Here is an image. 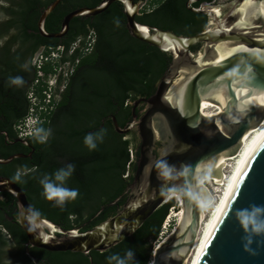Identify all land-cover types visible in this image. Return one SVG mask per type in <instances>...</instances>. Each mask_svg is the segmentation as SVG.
I'll use <instances>...</instances> for the list:
<instances>
[{"label":"water","instance_id":"95a60500","mask_svg":"<svg viewBox=\"0 0 264 264\" xmlns=\"http://www.w3.org/2000/svg\"><path fill=\"white\" fill-rule=\"evenodd\" d=\"M59 1L49 3L38 17L37 29L42 36L60 38L72 18L95 16L119 1L129 34L168 53L171 59L154 91L131 102L132 118L125 126L111 115L117 133L124 135L135 129L138 138L132 179L115 200L106 204L115 205L126 196L114 215L85 231L65 229L40 216L36 233H30L21 209L27 212L34 207L14 180L0 176V192H8L16 201L17 223L26 235L25 253L30 256L29 246L83 254L105 251L132 236L177 189L182 214L167 239L154 247L148 264H183L200 227L198 181L202 167L222 154H234L243 136L264 120V104L254 101L264 95V0L211 1L198 7L190 4L201 0H187L190 11L208 20L203 30L192 35L136 21L139 3L134 0H100L95 6L74 8L62 17L59 31L47 32L46 17ZM196 44L199 49L191 51ZM228 52L219 58L220 53ZM219 94L223 98L221 111L204 116L202 101L218 103L214 97ZM139 104L143 108L138 116L135 107ZM30 155L15 153L0 158V163ZM161 159L175 166L178 178L165 181L158 177L155 165ZM253 204L264 206V129L238 166L191 264H264V236L256 237L246 251L245 233L235 215L237 209Z\"/></svg>","mask_w":264,"mask_h":264},{"label":"trees","instance_id":"16d2710c","mask_svg":"<svg viewBox=\"0 0 264 264\" xmlns=\"http://www.w3.org/2000/svg\"><path fill=\"white\" fill-rule=\"evenodd\" d=\"M99 1L71 0L56 6L47 18L46 30H57L62 17L70 10L81 6H95ZM157 1L161 3L154 12L137 16L139 22L171 29L179 35L200 32L206 24L205 15L185 8L186 0ZM202 1L213 0H201L192 6L198 7ZM122 20L121 2L115 1L95 16L72 18L69 22L70 38L64 43L44 36L33 40L35 46L41 43L54 47L61 45L67 51L71 43L78 37L85 36L90 28L96 34L92 51L83 55L76 48L72 55L66 56L71 61L78 58V63L69 75L64 89L53 93V97L58 98L57 111L40 115L35 124L36 132L29 138L34 148L32 156L26 159L16 158L6 165H0V174L12 180L17 170L21 171V180L15 182L25 191L34 209L40 212L41 217L52 220L65 229L78 227L79 231L88 230L114 215L125 201L126 196L115 205H106L115 200L132 179L133 161L137 155V134L135 129L124 135L117 133L111 120L102 122V116L115 114L118 124L125 126L131 120V106L125 103L149 96L171 59L168 53L132 37L123 26ZM31 24L20 23L22 27ZM197 49L199 44L191 47V51ZM10 120L11 123H18L17 118L12 117ZM101 129L105 130L103 142H98L97 148L89 151L83 142L85 135ZM49 130L47 141L40 143L37 133L44 134ZM8 132L10 136L18 135L17 128L11 125ZM7 154L2 152V156ZM41 159L42 167H38ZM65 161L75 165V171L65 186L78 189L79 195L61 209L54 206L52 201L44 199L39 180L44 174L64 167ZM1 196L0 207L3 210H0V264H3L7 255L3 247L9 242L14 248L12 257L20 260L21 264H32L25 255L20 254L23 251L22 243L26 240L25 232L17 222L6 221L3 214V211L10 215L13 213L10 202L14 197L8 192H2ZM173 205L174 199L162 204L132 236L124 238L105 251H90L88 254L45 249L41 251L51 264H108V257H124L132 249L138 264H148L161 225ZM101 207L102 210L97 214Z\"/></svg>","mask_w":264,"mask_h":264},{"label":"flooded vegetation","instance_id":"af4514ba","mask_svg":"<svg viewBox=\"0 0 264 264\" xmlns=\"http://www.w3.org/2000/svg\"><path fill=\"white\" fill-rule=\"evenodd\" d=\"M52 1L53 0H0V138L2 140L0 158L2 159L15 153H31L30 156L19 157V159H26L32 156L34 148L32 147L29 138L33 135H28L23 138H21L19 135L10 136L8 127L11 125L13 128H17V124L11 123L10 118H17L19 122L28 116H40L57 111L59 104L58 98L56 99L53 97L51 101L47 103L44 100L45 91L50 89L54 93L56 90L60 91L61 88V90L64 89L69 75L71 72H73L79 60L77 58L74 61H71L70 58H67L66 56L72 55L76 48H79L83 55L89 53L93 49L96 34L91 28L88 30L85 36L78 37L71 43L72 45L76 41L78 42V45H76L73 50H71V46L66 51L64 46L58 45L54 47L47 45V43H41L35 46L33 40L42 36L37 29L38 17L42 9H44ZM70 1L71 0H60L57 6L69 3ZM134 1L139 3V11L135 16L136 21H138L137 16L140 17L154 12V10L161 3L157 0ZM186 1L184 6L187 10H189L186 6ZM213 1L215 2L216 0ZM192 4L190 5L192 6ZM144 5H146L147 8H144ZM48 16L46 17L45 24ZM24 22H30L32 24L22 27L20 23ZM122 22L126 29V18L124 14ZM140 23L156 26L147 22ZM207 23L208 20L206 21L203 29L207 26ZM59 29L60 24L57 30L54 32L59 31ZM90 31H93L94 33L93 42L88 49H85V45L87 44L88 40L87 36ZM126 31L128 32L127 29ZM70 33L71 28L69 25L67 32L62 37L55 39H57V41L60 43H64L70 38ZM21 39H24V41ZM65 57L67 59H65ZM25 64L28 65L27 69L22 67ZM15 76H20L23 78L24 84L22 86L9 85V78ZM59 81L61 82L59 83ZM133 100L125 103L131 106V118V102ZM44 108H48V112H46ZM142 108V104H139L135 107V113L138 114V116L140 115L139 112L142 110ZM115 112H117V110ZM111 115L115 116V114L112 113L102 116V122L111 120ZM17 138L21 139V141L17 140ZM25 148L27 151H25ZM3 151L7 152L8 154L6 156H2ZM40 162L41 163H39L38 167H42V159ZM64 163V166H66L67 161ZM6 164L0 163V165ZM0 176L5 175L0 174ZM1 194L2 192H0V199L2 198ZM10 205L13 206V213L10 215L6 211H3V214L6 221L16 223L17 212L15 199L10 202ZM0 210H3V208L0 207ZM25 241L22 243L23 251H20V254L25 255L32 264H51L50 260L44 255L45 253L41 251L42 248L29 246V255L33 257V259H31L30 256L25 253ZM3 249L7 252V255L4 257L3 264H21L20 260L17 258L15 259L14 256H11V254L14 253V248L11 242L7 243ZM31 249L33 250L31 251Z\"/></svg>","mask_w":264,"mask_h":264},{"label":"clouds","instance_id":"9594fccd","mask_svg":"<svg viewBox=\"0 0 264 264\" xmlns=\"http://www.w3.org/2000/svg\"><path fill=\"white\" fill-rule=\"evenodd\" d=\"M22 67L27 69L28 65L25 64ZM8 83L10 86H22L24 80L20 76H15L10 77ZM39 117L40 116L37 115L34 122L35 124L39 121ZM104 134V129H101L96 133L86 134L83 141L84 145L89 151L95 150L98 146V142H103ZM49 135L50 130L44 134L37 133L39 142L45 143ZM155 167L158 169V177L165 181L176 179L180 175V173L176 172L175 166L170 165L166 159L157 161ZM74 171L75 165L69 163L53 173L44 174L39 180L43 189L41 195L44 199L52 201L54 206L60 207L61 209L67 202L75 200L79 195V190L65 186L67 180L73 175ZM22 175L21 171L17 170L13 180L20 181ZM176 192L177 190L173 189L170 194H176ZM235 215L245 233V236L243 237L245 241V250L249 251L253 240L258 236H264V206L253 204L248 208L237 209ZM21 216L29 223V232L36 233V230L39 227L37 220L40 218V212L32 208H29L27 212H25L24 209H21ZM107 259L108 264H113V262L114 264H138V262L135 261V253L132 249H129L124 257L112 255Z\"/></svg>","mask_w":264,"mask_h":264},{"label":"bare ground","instance_id":"6f19581e","mask_svg":"<svg viewBox=\"0 0 264 264\" xmlns=\"http://www.w3.org/2000/svg\"><path fill=\"white\" fill-rule=\"evenodd\" d=\"M215 11L217 12V14H220L219 8H215ZM229 53L230 52L220 53L219 58L227 56ZM214 99L217 100L218 103H214L210 100L202 101L200 109L204 116L207 117L214 116L221 111L223 106L222 95L219 94L218 96L214 97ZM254 101L256 102V104H264V95L260 96ZM263 129H264V120L257 128L250 130L248 133H246L243 136L241 144L234 154H222L215 161L206 164L202 167L200 178L198 181V184L200 185V198H199L200 227L195 244L183 264L192 263L196 250L200 242L202 241L208 226L210 225L217 210L219 209L220 204L224 198V195L232 181V178L238 166L242 162L243 157L245 156L249 146L254 142V140L263 131ZM224 169H227L229 170L230 173H232L230 178L227 180L228 182L226 183V185L225 182H226L227 174L225 173ZM206 184L209 185L210 187L208 188ZM214 191H218L219 193L213 194ZM207 208L209 209L206 213L205 210ZM181 214H182L181 209L177 213L176 211H174V216L177 217V222L180 219ZM176 224L173 226L169 234L175 228ZM169 234L167 235V237L169 236ZM167 237L156 246L160 245L163 241H165Z\"/></svg>","mask_w":264,"mask_h":264},{"label":"built area","instance_id":"2783aa9c","mask_svg":"<svg viewBox=\"0 0 264 264\" xmlns=\"http://www.w3.org/2000/svg\"><path fill=\"white\" fill-rule=\"evenodd\" d=\"M93 38H94V33H93V31H90L88 36H87L88 40H87V44H86L87 46H85L86 47L85 49H88L91 46V44L93 42ZM76 45H78V42H75V44L73 43L71 45V50H73L76 47ZM59 49H60V47H59ZM52 98H53V92L50 89H47L44 93V100L48 103L49 101H51ZM44 110L46 112H48V108H44ZM36 117L37 116H28V117L19 121V123L17 124V130H18V135L21 138L26 137L28 135H33L36 132L35 123H34L36 120ZM29 119H31L30 122H29ZM29 123H31L32 125L30 126ZM133 158H134V156L131 153V159L133 160ZM225 171H226L225 173L227 174V178H226V182H225V185H226V183L228 182L227 180L230 178L232 173H230L229 170H227V169H225ZM218 193H219L218 191L213 192V194H218ZM171 198L174 199L175 205H173L169 208L167 219L172 217L176 220L177 217L174 216V211H176V213H177L181 209L180 208V201H181L180 193L177 191L176 194H172ZM208 209L209 208H207L205 210L206 213H207ZM165 223H167L166 220L163 224V227L165 226Z\"/></svg>","mask_w":264,"mask_h":264},{"label":"rangeland","instance_id":"374dc122","mask_svg":"<svg viewBox=\"0 0 264 264\" xmlns=\"http://www.w3.org/2000/svg\"><path fill=\"white\" fill-rule=\"evenodd\" d=\"M218 1H228V0H216L215 2H218ZM148 3V2H147ZM146 3V4H147ZM144 8H147V6L146 5H144L143 6ZM77 42V41H76ZM75 44V43H74ZM85 46H87V45H85ZM31 121V119H29V122ZM19 123V122H18ZM17 123V124H18ZM29 125L31 126L32 124L31 123H29ZM130 137V136H129ZM134 159V158H133ZM224 171H225V169H224ZM226 172V171H225ZM206 186L209 188L210 186L209 185H207L206 184ZM168 215V214H167ZM172 216V215H171ZM165 220H166V225L163 227V224H164V222H165ZM165 220H164V222L162 223V225H161V230H160V233H159V236H158V239L154 242V245L156 246L157 244H159L162 240H164L166 237H167V235L169 234V232L171 231V229L173 228V226L176 224V222H177V219L175 220L174 218H172V217H170L169 219H167V216H166V218H165ZM160 237V238H159Z\"/></svg>","mask_w":264,"mask_h":264}]
</instances>
